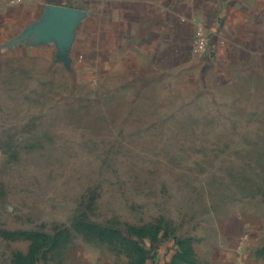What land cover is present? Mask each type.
<instances>
[{
  "label": "rangeland",
  "instance_id": "374dc122",
  "mask_svg": "<svg viewBox=\"0 0 264 264\" xmlns=\"http://www.w3.org/2000/svg\"><path fill=\"white\" fill-rule=\"evenodd\" d=\"M161 86L0 61V264L92 243L127 264L166 241L209 243L233 215L264 231V81Z\"/></svg>",
  "mask_w": 264,
  "mask_h": 264
},
{
  "label": "crops",
  "instance_id": "0c3cea01",
  "mask_svg": "<svg viewBox=\"0 0 264 264\" xmlns=\"http://www.w3.org/2000/svg\"><path fill=\"white\" fill-rule=\"evenodd\" d=\"M198 27L216 51L208 63L196 50ZM34 58L97 83L246 88L264 81V0H0V61ZM191 240L161 243L151 257L138 249L127 264H264V231L252 234L238 215L211 242ZM99 244L42 264H116Z\"/></svg>",
  "mask_w": 264,
  "mask_h": 264
},
{
  "label": "built area",
  "instance_id": "2783aa9c",
  "mask_svg": "<svg viewBox=\"0 0 264 264\" xmlns=\"http://www.w3.org/2000/svg\"><path fill=\"white\" fill-rule=\"evenodd\" d=\"M195 46L199 53L208 55L209 59L215 56L216 51L211 46L205 30L201 27H198L195 31Z\"/></svg>",
  "mask_w": 264,
  "mask_h": 264
}]
</instances>
